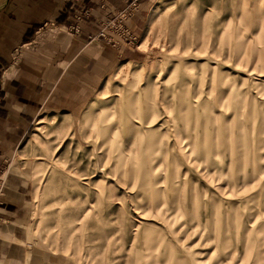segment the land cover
I'll use <instances>...</instances> for the list:
<instances>
[{"label":"rangeland","instance_id":"obj_1","mask_svg":"<svg viewBox=\"0 0 264 264\" xmlns=\"http://www.w3.org/2000/svg\"><path fill=\"white\" fill-rule=\"evenodd\" d=\"M153 8L138 58L17 149L22 264H264V0ZM134 109L149 123L129 135Z\"/></svg>","mask_w":264,"mask_h":264},{"label":"crops","instance_id":"obj_2","mask_svg":"<svg viewBox=\"0 0 264 264\" xmlns=\"http://www.w3.org/2000/svg\"><path fill=\"white\" fill-rule=\"evenodd\" d=\"M153 2L0 0V179L5 181L0 264H22L28 252L23 245L27 186L10 171L17 149L38 117L78 116L109 67L138 58L136 49L123 43L114 46L98 37L99 28L133 4L126 26L140 39L156 8L148 17ZM84 11L89 15L76 22L79 32L73 34L68 26ZM43 23L55 27L39 31Z\"/></svg>","mask_w":264,"mask_h":264},{"label":"built area","instance_id":"obj_3","mask_svg":"<svg viewBox=\"0 0 264 264\" xmlns=\"http://www.w3.org/2000/svg\"><path fill=\"white\" fill-rule=\"evenodd\" d=\"M133 6V4L130 5L125 10H121L120 12L116 13L112 19L102 23L101 27L99 28L98 37H101L107 43H111L114 46L119 45V43L134 46L137 42V39L132 35L131 31L126 26L128 21L127 11ZM88 15V11H84L83 13L74 16L75 22L68 26L69 31L73 34H77L79 32V27L76 22L81 21L83 17ZM49 27L55 26L52 23H43L39 28V31ZM114 36L116 37V40H114Z\"/></svg>","mask_w":264,"mask_h":264},{"label":"bare ground","instance_id":"obj_4","mask_svg":"<svg viewBox=\"0 0 264 264\" xmlns=\"http://www.w3.org/2000/svg\"><path fill=\"white\" fill-rule=\"evenodd\" d=\"M256 10V11H255ZM255 12H253V13H256V12H258L259 13V11H261V13H262V10L260 9V10H257L256 8H255ZM261 13H259L258 15H259V17L261 16L262 17V15L263 14H261ZM261 14V15H260ZM253 15V14H252ZM256 15V14H255ZM254 15V16H255ZM258 17V16H257ZM258 17V18H259ZM258 18H256L255 17V19H258ZM261 20V19H260ZM154 19L153 20H149V23H148V27H147V31L148 30H150L151 29V27L152 26H154ZM144 37V36H143ZM257 60H258V58H257ZM124 64H126V63H124ZM124 64H122V65H124ZM132 115H133V117H134V120L133 121H127L128 123H129V129H128V134L129 135H134L135 133H137L138 132V128L137 127H142L143 125H146V124H148L149 122H147V121H143L142 119H140V117H139V115H138V113H137V110L136 109H134V112H132ZM41 121L42 120H39L36 124H39V123H41ZM134 141V139L132 140V142ZM86 183H84V185H85ZM76 185H79V184H76ZM237 188H238V185H233V188H232V191H234V190H237ZM73 234V232H72V229L69 227V226H67V225H65V227H64V229L62 230V236H63V238L64 239H68L71 235ZM74 235V234H73ZM72 235V236H73ZM70 240V239H69ZM72 240H73V238H72ZM74 241H75V239H74ZM69 242V241H68ZM76 242V241H75ZM74 242V243H75ZM76 244V243H75ZM262 246H263V248H260V244H259V247H258V249L257 250H253L252 252H254L255 254H256V262L257 261H259L260 259H262V258H264V238L262 239ZM77 245H78V242H77ZM76 245V246H77ZM79 247V246H78ZM223 249H224V253L223 254H225L226 253V250L227 249H229V245L228 244H224L223 245ZM243 249H244V247H243ZM228 254V253H227Z\"/></svg>","mask_w":264,"mask_h":264}]
</instances>
